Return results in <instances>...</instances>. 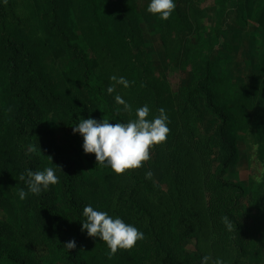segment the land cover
<instances>
[{"label": "rangeland", "instance_id": "374dc122", "mask_svg": "<svg viewBox=\"0 0 264 264\" xmlns=\"http://www.w3.org/2000/svg\"><path fill=\"white\" fill-rule=\"evenodd\" d=\"M9 1L13 14L7 19L0 17V220L10 227L13 245L23 255L30 256L34 264H64L33 214L35 198L30 201V193L24 200L18 196V190L24 188L19 175L27 169L25 157L30 145L17 142L16 135L8 128L7 95L11 80L8 74L10 51L5 39L12 33L11 27L16 25L32 41L41 42L35 46L40 61L62 91L85 98L89 105L92 100L70 74L67 51L57 39L43 31L40 21L43 1ZM149 3L150 0H133L149 54L150 74L146 73V58L140 56L128 38L123 40V45L133 72H126L117 51L112 59L115 69L111 63L104 62L107 54L103 52L100 58L99 51L105 35L92 21L90 5L86 0H76L72 6V24L99 62L98 74L109 85L113 83L110 80L113 75L135 81L128 88L117 85L114 92L125 98L132 108L131 113L127 112L128 119L121 122L134 119L136 107L144 105L150 109L149 119L164 108L170 120L167 143L153 148L151 160L142 168L121 175L108 212L144 233V239L127 251L134 264H201L205 255L220 258L225 264H264V219L257 214L258 188L263 182L257 184L253 179L258 167L264 166V144L262 138L261 142L252 138H259V120L264 115L261 80L264 78V0H225L224 14H219L216 0H175L179 16L187 18L193 26L181 36L192 54L200 42H212L216 27L221 26L219 42L208 50L211 63L218 76L226 77L223 102L233 111L239 124L244 123V119L247 121L244 124L250 128L249 134L247 130L237 129L239 154L236 163L227 167L223 164L225 150L216 135L218 116L207 108L200 96L196 99L198 108L187 106V111L184 108L189 102L184 91L195 81V68L190 58L182 57L177 51L181 37L177 36L175 56L171 57L157 33L155 16L147 11ZM122 22L125 31L127 21L123 18ZM112 45L116 49V44ZM93 109L98 111L96 107ZM98 114L101 120L103 116L99 111ZM42 117L59 143L82 162L87 173L99 176L100 171H95L96 161L90 160L93 154L83 151V137L73 132V127L85 117L81 116L75 124L65 123L55 111H48ZM254 145L258 148L254 149ZM38 153V161H35L38 170L54 168L60 180L56 186L60 188L61 171ZM3 159H6V171ZM148 170L154 173L151 180L145 178ZM99 180L103 184L101 177ZM226 182L228 186L220 184ZM131 198L140 199L150 213L132 206ZM26 210L30 212L29 235L18 230L23 228ZM225 215L233 222V231L222 222ZM72 222L82 251L100 259L107 257V245L99 238L89 237L86 230L81 231L82 220L73 216ZM2 264L19 263L6 260L4 256Z\"/></svg>", "mask_w": 264, "mask_h": 264}, {"label": "trees", "instance_id": "16d2710c", "mask_svg": "<svg viewBox=\"0 0 264 264\" xmlns=\"http://www.w3.org/2000/svg\"><path fill=\"white\" fill-rule=\"evenodd\" d=\"M42 1L44 6L41 10L40 21L43 31L52 39H57L67 51L68 70L71 75L75 76L78 85L92 100V103L89 105L85 98L70 96L62 91L40 61L41 57L35 46L41 45V42L32 41L28 34L18 26L11 27L12 33L5 39V45L10 51L8 74L11 80L10 91L7 95L8 128L16 135L17 142L36 146L37 151L46 156L63 175L60 188L51 185L39 196L30 193V201L35 198L33 214L37 222L41 223L54 253L64 264H134L130 254L124 250L118 251L112 259L108 257L100 259L95 254L86 255L80 247L72 217L83 220V208L89 204L97 210L108 212V205L113 200L115 186L120 181L121 175L115 174L110 167L101 166L100 170V165H96L95 170L100 171L99 176L89 175L82 162L71 156L68 150L59 143L53 131L43 122L42 116L48 111H55L67 124H75L81 116L99 120L98 111L103 118L109 119L110 123L125 121L129 116L122 110V105L116 104L114 93L108 94L109 83L98 74L99 62L72 24V6L76 0ZM86 1L90 5L92 21L105 35L99 57L102 58L103 52H106L107 56L103 60L111 63V67L114 68L112 59L117 51L124 63V69L131 74L133 72L132 62L123 45V40L128 38L135 45L140 56L143 59L146 58V73L150 74L152 68L149 54L133 0ZM216 4L219 14H224L226 12L225 0H216ZM11 10L12 5L9 0L7 4L4 0H0V17L5 18L6 16L7 19L10 14H13ZM121 15H123L122 20L119 19ZM123 18L127 21L125 31ZM155 19L157 33L170 56L174 57V44L177 36L183 37L185 31L193 29L192 23L187 18L180 17L176 9L168 20H162L158 15ZM220 27V25L216 27L212 42H200L199 47L196 45L194 54L182 37L177 44V51L182 57L190 58L195 68V81L184 91L189 101L184 108L186 111L187 106L198 108L196 99L200 96L207 108L218 116L216 135L225 150L223 164L227 167L236 163L239 154L236 141L237 129L247 130L249 134L250 128L244 124L247 122L244 119V123L239 124L233 111L223 102L222 95L227 88L226 77L218 76L211 63L208 50L219 42ZM113 43L116 44V49L112 47ZM261 80L264 84V78ZM93 107H96L98 111H95ZM259 127L261 129L259 138L257 136L252 138L257 139L258 142H261L259 139L262 138L261 143L264 144V115L259 120ZM252 133L253 130H251ZM26 154L27 169L38 170V165L35 163L38 161L36 154L28 151ZM93 156L90 160H95V155ZM2 162L6 171V159ZM99 177L102 178L103 184ZM115 179H117L116 182ZM220 184L229 185L227 182ZM21 185L27 191L24 181H21ZM258 190L257 214L258 217L262 216L264 219V182L260 184ZM130 202L138 210L150 213L140 199L131 198ZM29 215L30 212L26 210L23 228L18 229L23 235H29L31 230ZM238 225L241 226V224ZM11 234L10 227L0 220V264L4 256L6 260L10 259L19 264H34L30 256L23 255L21 250L13 245L12 237L9 236ZM70 240H75L76 248L68 251L64 244ZM101 242L106 246L103 241Z\"/></svg>", "mask_w": 264, "mask_h": 264}, {"label": "clouds", "instance_id": "9594fccd", "mask_svg": "<svg viewBox=\"0 0 264 264\" xmlns=\"http://www.w3.org/2000/svg\"><path fill=\"white\" fill-rule=\"evenodd\" d=\"M4 3L7 4V0H4ZM175 8V0H150L147 11L153 16L158 15L162 20H168ZM110 80L113 83L107 88L108 94L114 93L117 85L128 88L135 83L123 76L115 75L111 76ZM114 99L117 105L123 106L124 112L131 113V105L121 95L116 94ZM149 115L150 109L144 105L138 107L135 110V118L127 122L110 123L107 118L101 120L84 118L73 127V132H78L83 137V151L85 154L95 155L96 165L110 167L115 174L124 175L127 171L142 168L151 160L152 149L167 143L171 129L168 126L170 120L165 109L160 108L158 115L152 119L148 118ZM253 147L256 149L258 145ZM28 152L39 154L34 145L29 146ZM257 172L258 174L253 177L255 182L257 184L264 182V166L258 167ZM153 175L151 170L145 172L146 179L151 180ZM19 180L24 181L27 186V191L24 188L18 190L21 200L26 199L29 193L39 196L51 185L60 182L52 167L36 171L26 169L25 172L20 173ZM82 215L84 219L81 231L86 230L89 237L99 238L107 245L108 259H112L118 251H131L139 241L144 239V233L136 226L126 223L118 216L113 217L106 211L97 210L90 204L84 206ZM221 219L229 231L234 230L233 222L228 216L225 215ZM64 246L69 251L76 248V242L70 240ZM201 264H225V261L205 255L202 257Z\"/></svg>", "mask_w": 264, "mask_h": 264}]
</instances>
